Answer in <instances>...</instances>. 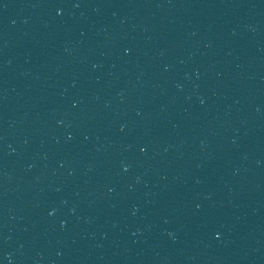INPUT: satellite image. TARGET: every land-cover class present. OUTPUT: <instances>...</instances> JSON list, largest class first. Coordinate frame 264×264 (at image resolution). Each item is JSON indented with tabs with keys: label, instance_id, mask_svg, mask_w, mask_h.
<instances>
[{
	"label": "water",
	"instance_id": "95a60500",
	"mask_svg": "<svg viewBox=\"0 0 264 264\" xmlns=\"http://www.w3.org/2000/svg\"><path fill=\"white\" fill-rule=\"evenodd\" d=\"M0 264H264V0H0Z\"/></svg>",
	"mask_w": 264,
	"mask_h": 264
}]
</instances>
